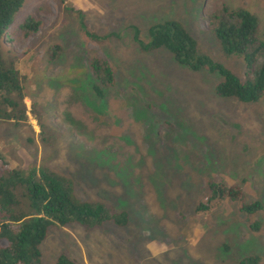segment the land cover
<instances>
[{
	"label": "rangeland",
	"instance_id": "374dc122",
	"mask_svg": "<svg viewBox=\"0 0 264 264\" xmlns=\"http://www.w3.org/2000/svg\"><path fill=\"white\" fill-rule=\"evenodd\" d=\"M223 6L254 15L264 42V0H26L2 46L31 112L25 124L0 121L8 169H50L72 180L79 199L129 217L123 227H52L44 264L62 256L75 264H239L259 256L264 264V210L250 215L226 201L197 212L212 182L240 185L246 203L264 205V97L220 98V73L193 71L164 48L143 51L152 26L178 22L200 55L246 80L244 59L226 55L211 29ZM30 16L42 27L27 38L21 25ZM55 46L63 51L53 60ZM95 58L114 72L104 97L94 90Z\"/></svg>",
	"mask_w": 264,
	"mask_h": 264
},
{
	"label": "trees",
	"instance_id": "16d2710c",
	"mask_svg": "<svg viewBox=\"0 0 264 264\" xmlns=\"http://www.w3.org/2000/svg\"><path fill=\"white\" fill-rule=\"evenodd\" d=\"M25 2L0 0V121L15 125L28 123L31 112L25 104L19 72L3 58L2 46ZM210 21L225 54L244 59L251 71L246 80L214 64L207 56L200 55L195 39L178 22L152 26V43L148 48L143 47V51L164 48L177 63L193 71L208 68L212 73H220L224 77L216 88V95L220 98H235L242 103L259 102L264 97V42L259 37L256 17L245 9L232 10L223 6L222 12L213 14ZM41 27V22L30 16L21 25V30L29 38L36 35ZM62 51L61 46H55L52 59L56 60ZM91 68L99 82L94 90L99 97H104L102 87L114 85V72L110 64L101 58H95ZM9 165L10 162L0 152V168L5 170L0 179V241H5L4 245H0V264H44L41 245L52 227L77 224L92 231L110 222L120 227L128 224L127 213H111L100 203L79 199L72 180L50 169L24 175L18 168L8 169ZM208 187L210 195L200 201L198 213H210L226 201L236 203L242 213L250 215L264 210L261 202L246 203L240 185L212 182ZM255 228L260 230L261 226L256 225ZM58 264L75 263L62 256ZM239 264H261V258L248 257Z\"/></svg>",
	"mask_w": 264,
	"mask_h": 264
}]
</instances>
